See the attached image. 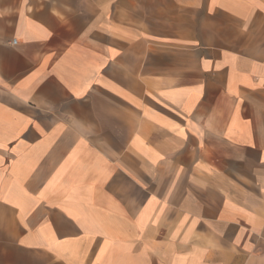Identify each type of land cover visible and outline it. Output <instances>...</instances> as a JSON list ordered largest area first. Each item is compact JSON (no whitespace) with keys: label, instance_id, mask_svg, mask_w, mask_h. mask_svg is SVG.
Returning <instances> with one entry per match:
<instances>
[{"label":"crops","instance_id":"1","mask_svg":"<svg viewBox=\"0 0 264 264\" xmlns=\"http://www.w3.org/2000/svg\"><path fill=\"white\" fill-rule=\"evenodd\" d=\"M0 264H264V0H0Z\"/></svg>","mask_w":264,"mask_h":264}]
</instances>
